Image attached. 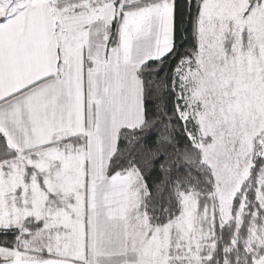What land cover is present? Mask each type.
Segmentation results:
<instances>
[{
  "label": "snow or ice",
  "instance_id": "6c2138e0",
  "mask_svg": "<svg viewBox=\"0 0 264 264\" xmlns=\"http://www.w3.org/2000/svg\"><path fill=\"white\" fill-rule=\"evenodd\" d=\"M0 264H264V0H0Z\"/></svg>",
  "mask_w": 264,
  "mask_h": 264
}]
</instances>
